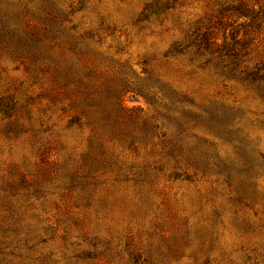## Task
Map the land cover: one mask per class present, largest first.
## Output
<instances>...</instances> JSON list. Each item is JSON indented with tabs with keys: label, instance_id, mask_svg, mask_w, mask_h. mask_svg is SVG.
Instances as JSON below:
<instances>
[{
	"label": "rangeland",
	"instance_id": "rangeland-1",
	"mask_svg": "<svg viewBox=\"0 0 264 264\" xmlns=\"http://www.w3.org/2000/svg\"><path fill=\"white\" fill-rule=\"evenodd\" d=\"M0 264H264V0H0Z\"/></svg>",
	"mask_w": 264,
	"mask_h": 264
}]
</instances>
